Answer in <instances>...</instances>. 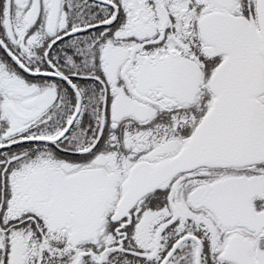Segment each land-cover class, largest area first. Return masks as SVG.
<instances>
[{
    "label": "snow or ice",
    "instance_id": "6c2138e0",
    "mask_svg": "<svg viewBox=\"0 0 264 264\" xmlns=\"http://www.w3.org/2000/svg\"><path fill=\"white\" fill-rule=\"evenodd\" d=\"M0 264H264V0H0Z\"/></svg>",
    "mask_w": 264,
    "mask_h": 264
}]
</instances>
